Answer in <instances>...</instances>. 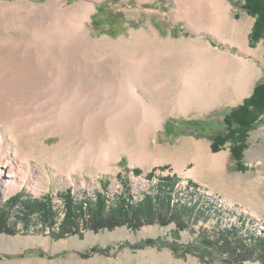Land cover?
Listing matches in <instances>:
<instances>
[{"label":"rangeland","instance_id":"obj_1","mask_svg":"<svg viewBox=\"0 0 264 264\" xmlns=\"http://www.w3.org/2000/svg\"><path fill=\"white\" fill-rule=\"evenodd\" d=\"M8 1L13 0H0ZM26 1L44 3L47 0ZM63 1L64 6L87 1L93 4L94 9L85 22L92 39L108 40L109 46H104V50L108 48L120 54L119 57L124 45L162 52L167 59L163 60V69L176 78L171 96L177 91L180 71L193 62L195 66H206L209 72H225L227 90H222L220 98L202 108L193 105L190 110H182L172 106L162 110L161 126L145 138L131 124L129 141L122 147L118 134L113 131L127 109L112 105L103 118V126L106 123L108 126L98 142L101 145L96 148L97 157L91 155L84 161H79L86 146L83 138L74 136L59 151L55 148L62 139L58 132L45 135L16 132L12 147L19 151L21 158L28 159L38 175L25 174L22 182L16 180L14 185H7L5 181L10 178L5 174L9 171L3 169L0 207L20 192L37 199L48 196L55 221L37 230L40 226L33 213L31 225L24 227L21 220L11 219L22 212L19 205H12L8 220L14 229L0 231V264H264V245L258 243L260 237L264 238V109L260 111L259 106H252L250 99L256 86L264 81V36L252 37L255 16L244 10V0ZM100 5H103L102 17L96 16L99 22L97 19L93 22L91 16ZM110 13L119 16L112 26L116 35L109 33L108 24L103 25L105 22L101 21L110 18ZM21 25L18 29L14 26L5 29V33L22 34L25 30ZM141 31L146 32L144 36H140ZM21 50L15 49L14 53L23 54ZM14 53L12 49L0 47V57H3L0 67L11 65ZM222 57L225 66L219 67ZM55 64L56 80L62 64L58 60ZM236 79H240L243 87L238 94L235 91L238 83L233 82ZM129 80L128 85L138 90L137 78ZM218 84L216 88H220ZM57 103L56 119L61 121L68 100ZM247 103V109L257 116L233 132V127L241 124L240 108ZM29 115V112L25 114ZM90 115V112L84 114L82 128L87 127ZM191 119L198 124L182 123ZM169 120L172 125L167 129ZM4 128L0 124V136ZM115 147L120 150L117 158H113ZM105 150L107 157L104 158ZM201 151L210 154L203 163L198 160ZM137 169L140 173L134 174ZM173 175L177 177L174 197L182 202L197 199L204 213L183 215L181 223L186 227L179 228L171 220L167 224L156 221L136 228L121 224L98 230L80 224L77 233L59 232L68 190L79 200L95 196L96 191L105 187L111 199L127 183L129 195L137 200L143 193L154 190L158 178ZM230 225L240 227L237 238L243 246L232 255L226 246L209 245L207 238L216 228ZM241 257L249 259L240 261Z\"/></svg>","mask_w":264,"mask_h":264},{"label":"bare ground","instance_id":"obj_2","mask_svg":"<svg viewBox=\"0 0 264 264\" xmlns=\"http://www.w3.org/2000/svg\"><path fill=\"white\" fill-rule=\"evenodd\" d=\"M63 4V0L0 2V47L12 49L13 53L15 49H27L21 50L23 54L20 51L14 53L11 65L0 67V124L5 126L4 134L0 136V173L8 169L5 174L10 178L5 181L7 185H14L16 180L22 182L27 174L38 175L28 159L21 158L19 151L12 147L16 132L30 135L58 132L62 135L55 146L59 151L69 145L74 136L83 138L86 146L79 161H84L91 155L97 157L96 148L101 145L98 146V142L108 126L107 123L103 126V118L112 105L127 109L113 131L118 134L122 147L129 141L131 124L145 138L161 126L162 110L172 106L182 110H190L193 105L202 108L220 98L222 90H227L225 72H209L206 66H195L193 62L180 71L177 91L171 96L176 78L163 69V60L167 59L162 52L124 45L119 57L120 54L112 53L108 48L104 50V46H109L108 40L92 39L85 22L90 18L93 4L88 1ZM20 24L24 26V33H5V29L17 28ZM144 33L141 31L140 36ZM2 58L1 55L0 61ZM57 60L61 61L62 72L56 81ZM218 66H225L224 57ZM133 77L140 86L138 90L133 87L135 91L128 85ZM219 82L220 88H216ZM233 82L238 83L235 89L238 94L243 89L241 81ZM64 99L68 103L62 120L58 121L57 102ZM99 108L101 110L97 112ZM28 112L31 115L26 117ZM89 112L90 121L82 128V118ZM106 150L102 155L104 158L107 157ZM118 150L119 147H115L113 158L118 157ZM208 156L209 152L201 151L198 160L206 162ZM213 163L217 165L214 159Z\"/></svg>","mask_w":264,"mask_h":264},{"label":"trees","instance_id":"obj_3","mask_svg":"<svg viewBox=\"0 0 264 264\" xmlns=\"http://www.w3.org/2000/svg\"><path fill=\"white\" fill-rule=\"evenodd\" d=\"M102 8L103 5L98 6L97 11L92 14L91 18L93 22H96V16L102 17L100 14ZM243 8L247 13L255 16L252 37L264 36V0H244ZM110 14L112 18L101 19V21L104 20L105 23L103 22V25L108 24L107 30L109 33L116 35V33H113L112 26L113 21L119 16L118 13ZM97 22H99L98 19ZM100 24H102V22H100ZM250 99L252 106H259L260 111L264 109V81L256 86L252 98ZM247 105L248 103L240 108L241 111L239 116L242 118L241 124L238 123L237 126L235 125V127H233V132L240 129L242 126L248 125L246 124L248 121H252V119L254 120L256 118L257 114H252L250 109H247ZM250 114L253 115V117H249L248 115ZM245 117H247V120L244 119ZM171 122L172 121L169 120L167 123V129L172 125ZM182 123L187 125L190 123L198 124V121L191 119L182 121ZM133 172L134 174L140 173L138 169ZM176 179L177 177L174 175L158 178L154 190L152 189V191L143 193V197L137 200H134L129 195L130 188L127 183L122 192L118 193L115 197L113 196L111 199H108L109 196L106 194L107 189L105 187H101L100 191H96L94 194L95 196H84L79 200L78 198H74V195L68 190L64 196L66 212L63 220L59 224V232L61 234L77 233L80 224L83 227L98 230L102 227L111 228L121 224H127L135 228L139 227L141 224L153 223L156 221L161 224H167L171 220L179 224V228L186 227L185 224L181 223L184 220L183 215L189 214L190 216H198V214L202 215L204 213L200 210L199 202L196 201L197 199L191 201L189 198L182 202L180 198L174 197L173 192L175 183L177 182ZM103 184L107 186L108 183L106 180H103ZM173 199L176 200L173 201ZM15 204H17V206L19 205L18 208H21L22 212H19L11 219L16 218L21 220L24 227H29L31 225V216L33 213L38 217H33L40 226L37 230L55 221L54 210L48 196L37 199L20 192L10 197L2 204L3 206L0 207V231L5 232L14 229L11 228V223L8 220V209ZM216 229L217 230L212 236L207 235V238L210 239V241L207 240L209 245H218L221 248L226 246L230 254L236 253V249L239 250L243 248L242 243L237 238L240 227L237 225H230L223 229H220V227ZM258 243L260 246H263L264 238L260 237ZM225 253L228 255L229 252L226 251ZM248 259L247 257H241L240 261Z\"/></svg>","mask_w":264,"mask_h":264}]
</instances>
